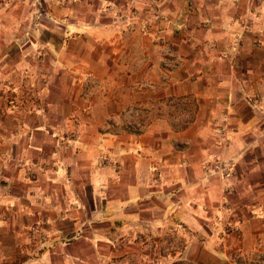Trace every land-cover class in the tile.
Returning <instances> with one entry per match:
<instances>
[{
    "label": "crops",
    "instance_id": "1",
    "mask_svg": "<svg viewBox=\"0 0 264 264\" xmlns=\"http://www.w3.org/2000/svg\"><path fill=\"white\" fill-rule=\"evenodd\" d=\"M36 2L0 11V264H153L165 226L192 263L264 264V0H66L33 66L6 36L37 13L54 24ZM133 106L140 130L121 116Z\"/></svg>",
    "mask_w": 264,
    "mask_h": 264
},
{
    "label": "rangeland",
    "instance_id": "2",
    "mask_svg": "<svg viewBox=\"0 0 264 264\" xmlns=\"http://www.w3.org/2000/svg\"><path fill=\"white\" fill-rule=\"evenodd\" d=\"M74 1H77V0H74ZM37 2L39 3V7L40 8H44L45 9V6L47 4H49V3H52L55 6L56 10L58 8L59 14L57 16H55V20H51V22L54 23V24L51 25V24H49V22H47L48 20H47L46 15H44V13H42L40 15H39V13H37V14L34 15V21L32 19H29L30 21H32L36 25V26H34V29L30 28L31 26H28V24H25V25L21 24L22 27L20 29L16 30V31H18V33L16 35L13 36L12 34H9L8 36H6V37H9V38H15V40H18L16 42L17 43V47H19V49H21V51L24 50L23 55H26V57H24V60L26 59L25 63L27 65L28 64L30 65V61L29 60L32 59L33 60V64H34L33 66L40 64L42 58H44V55L48 54V48L45 45L44 41L41 40L43 38L42 34H44L46 31L44 29L40 28V27H45L46 28V24L48 25V27H54L56 29V30H54V33L56 34L57 32L60 33V30H57V28L58 27H62V24L65 22V16H63L64 14H62V9L65 10V2H66V0H37ZM14 4H15L14 0H12V1L11 0H0V11L1 10L11 9V8H13L12 6ZM107 8L108 7H106L105 12L107 14H111L109 11H107ZM114 15L115 14H113L112 17L115 19ZM137 15H138V12H137ZM107 17L110 18L108 15H107ZM117 17H116V19L119 20L118 22H121L125 18L124 14H121V13H119V15ZM120 18H122V19H120ZM20 19H22L23 21H27V19H25L24 16H22ZM101 19L106 20V18L105 19L101 18ZM29 20H28V22H29ZM134 24H136V22ZM155 25L156 24H155V21H154L153 24L149 25L150 28L146 30L147 32L145 34L146 35H147V33L151 34L150 32L153 31ZM143 28H145V25H143ZM124 29H126L125 26H124ZM129 30H131V28L128 29V31ZM4 32H6V31H4ZM143 32H145V29H143ZM4 35H5V33H4ZM43 40H45V39L43 38ZM30 42L31 43L33 42L34 45L31 46V49L29 50L27 48V46H29ZM19 43H20V45L18 46ZM162 46L163 45H159L160 49H162ZM9 49H10L9 47H6V49H5L6 52ZM160 49H158L159 52H160ZM5 50H4V52H5ZM10 53H13V51H10ZM34 73H36V72H34ZM29 74H30L29 67H26L24 69V72H23V75H25L23 81L26 80V82L30 83L29 80L31 78L29 79V76H28ZM32 78L35 79L38 82L39 85L36 84L35 88H28V89H34L35 91H38V87L40 88V87H42L43 84H45V75L43 74V72H40L39 74H37L35 77H32ZM5 81H7L5 83V85H6L7 88H9V93H11V96H10V98L8 100L7 106H8V109L12 110L13 108L16 107V102L21 101V99L20 98H15L14 95H13L14 92H13L12 87L14 86V83L13 82H9L8 80H5ZM28 85H30V84H28ZM36 97L37 96L34 97V100L35 101H39ZM169 102L172 103L171 100ZM37 106L38 105H36V108H37ZM129 109H131V108L124 109L122 111V113H121L122 118L125 121H131L132 117H137V122L139 123V125L136 126L135 124L129 123V124H126L127 128L131 127L132 129H135V130L139 129L140 130L142 128V126H143L142 125L143 123H142L141 119H142V116L144 115V113L142 112V109H140V107L133 106L132 110L133 109H139L140 110V113L137 116H132L131 112H128ZM72 130H73V128H72ZM70 131H67V132H70ZM63 135H64V133H63ZM59 148H61V147H59ZM42 227H43V225H42ZM181 238H180L179 235H177L176 240L168 241L166 238L159 237L157 239V241L159 243H161V246H160L159 251H157V253L155 254V256L153 258V261H152L153 264H195V263L190 262L187 258H185L184 254H182L179 257H176L172 253L171 250H167L168 248L171 249V247H176V246L179 247V245L182 246V247L185 246L184 245V239L183 238L181 239ZM169 245H171V247H169Z\"/></svg>",
    "mask_w": 264,
    "mask_h": 264
},
{
    "label": "built area",
    "instance_id": "3",
    "mask_svg": "<svg viewBox=\"0 0 264 264\" xmlns=\"http://www.w3.org/2000/svg\"><path fill=\"white\" fill-rule=\"evenodd\" d=\"M107 11H109V9H107ZM125 14V20L129 19H135L137 17V12L135 10L132 9H126L124 10ZM119 13L122 14V11H119L118 13H115V17H117L119 15ZM118 18V17H117ZM159 20V15L155 14V10L152 11L151 13V18L148 19L147 23H146V29H149V25L153 24L154 21ZM131 21H128V24H126V26H128V28L131 27ZM133 27V26H132ZM131 27V28H132ZM161 54L163 55V65L164 66H175L177 65V63H179V61L177 60L175 54L171 51V49L167 46H162L161 49ZM163 80L165 79V77L162 78ZM144 86V84H143ZM128 112H131L132 116H137L140 113L139 109H129ZM133 119V120H132ZM131 121H133V124H135L136 126L139 125V123L137 122V117H132ZM64 133V135H63ZM63 133H61V135H59L57 137V146L61 147V148H66L69 145V140L72 139L73 137H75L77 135V129H73L70 132H65L63 131ZM101 164H105V160H100ZM28 234L30 237V247L33 248L34 250L39 249L42 244L46 241V235L44 233V228L42 227V224H40L39 222H34L29 228H28ZM157 235L158 237H162V238H166L168 241L170 240H176V237L178 235V228L177 226H165V227H161L160 229L157 230ZM169 247H171V245H169ZM167 250H171L172 253L176 256L179 257L183 254V250H184V246H176V247H171L168 248ZM174 256V257H175Z\"/></svg>",
    "mask_w": 264,
    "mask_h": 264
}]
</instances>
